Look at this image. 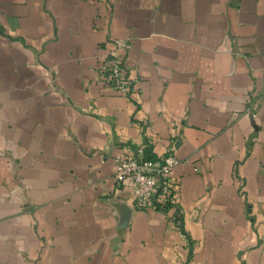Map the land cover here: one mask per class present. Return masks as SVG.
Listing matches in <instances>:
<instances>
[{
    "label": "crops",
    "instance_id": "crops-1",
    "mask_svg": "<svg viewBox=\"0 0 264 264\" xmlns=\"http://www.w3.org/2000/svg\"><path fill=\"white\" fill-rule=\"evenodd\" d=\"M139 148L183 231L117 183ZM0 264H264V0H0Z\"/></svg>",
    "mask_w": 264,
    "mask_h": 264
},
{
    "label": "built area",
    "instance_id": "built-area-1",
    "mask_svg": "<svg viewBox=\"0 0 264 264\" xmlns=\"http://www.w3.org/2000/svg\"><path fill=\"white\" fill-rule=\"evenodd\" d=\"M114 45L98 58V84L128 96L132 81L125 65L131 42L115 40ZM180 159L170 149L162 158L147 159L143 148L118 156L115 179L120 186L133 185V200L138 209H157L178 231H183L182 212L178 201L179 182L173 171Z\"/></svg>",
    "mask_w": 264,
    "mask_h": 264
},
{
    "label": "trees",
    "instance_id": "trees-1",
    "mask_svg": "<svg viewBox=\"0 0 264 264\" xmlns=\"http://www.w3.org/2000/svg\"><path fill=\"white\" fill-rule=\"evenodd\" d=\"M145 157H146L147 159H152V160L155 159V158H152V157L147 156V154H145Z\"/></svg>",
    "mask_w": 264,
    "mask_h": 264
}]
</instances>
